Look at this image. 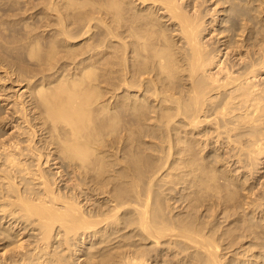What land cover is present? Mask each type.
I'll list each match as a JSON object with an SVG mask.
<instances>
[{"label":"bare ground","instance_id":"bare-ground-1","mask_svg":"<svg viewBox=\"0 0 264 264\" xmlns=\"http://www.w3.org/2000/svg\"><path fill=\"white\" fill-rule=\"evenodd\" d=\"M263 75L264 0H0V264H264Z\"/></svg>","mask_w":264,"mask_h":264},{"label":"rangeland","instance_id":"rangeland-1","mask_svg":"<svg viewBox=\"0 0 264 264\" xmlns=\"http://www.w3.org/2000/svg\"><path fill=\"white\" fill-rule=\"evenodd\" d=\"M215 34H216V33H215ZM221 37H222V35H218V36H216L215 38H213V39H214L213 41H217V40H219ZM261 79H262V80L264 79V75L261 77ZM263 84H264V81H263ZM0 85H1V84H0ZM6 85L9 86V83L6 84ZM8 91H9V90H8ZM8 91H7V92H8ZM8 93H9V94H13L12 91H9ZM6 127H8V125H7ZM9 131L12 132L13 130H9ZM11 132H9V133H11ZM9 133H7V134H9ZM219 152H220V153H219ZM218 153L221 154V155H222V153H223V155H224V152L221 153V150L218 151ZM213 154H214V152H213ZM213 154L211 153V155H213ZM223 155H222V156H223ZM224 156H225V155H224ZM233 160H234V163H233ZM233 160H232L233 165H236L237 167H236V166H233L232 164H229L230 166H228V165H227V166H228L230 169H232L233 171L236 170L235 172L232 171V173H235V174H236L237 171H238V173L242 172V173L244 174V176H242V177H240V178H241L242 181H244L245 175H246L247 177L249 176L248 173L246 172L247 170L245 169V170H246V171H245V170L243 169V171H240L239 166H238V162H236L235 159H233ZM235 162H236V164H235ZM231 165H232V166H231ZM234 167H235V168H234ZM236 168H237V169H236ZM234 169H235V170H234ZM241 169H242V168H241ZM262 171H264V169H263ZM259 175H260V173H258L257 176L259 177ZM243 177H244V178H243ZM263 179H264V178H263ZM263 179H261V181H262ZM258 188H259V186H258ZM177 192H178V190H177L175 193H174V192L171 193V194H172L171 196H173V194H174V196H173V199H174V200L171 201L172 203H174L173 201H175L174 204H176V203L178 204V203H179V199H180V197H181V199H182V196H181V195H182V194H181L182 192H178V193H177ZM177 195H178V196L180 195V197H177ZM175 198H176V199H175ZM182 200H183V199H182ZM171 202H170V203H171ZM180 202H181V204L179 203L178 206H179V205H180V206L182 205L181 207H177V204H176V206H175L174 204L171 203L172 206L174 205V206L177 208V209H176V208L173 207V209H175V210H173V211H176V212H174L175 214H177V212H180V209H183V206H185V204H186L184 201H183V202H184V205H183V202H182L181 200H180ZM178 208H179V209H178ZM172 213H173V212H172ZM174 213H173V214H174ZM198 214H200V213H198ZM30 233H32V232H30ZM27 239H28V238H27ZM29 240H30V239H29ZM31 240H32V239H31ZM32 242H33V241H32ZM165 252H166V251H165Z\"/></svg>","mask_w":264,"mask_h":264}]
</instances>
